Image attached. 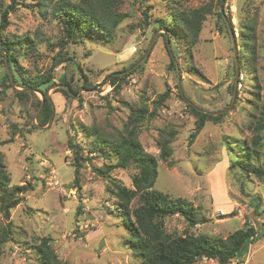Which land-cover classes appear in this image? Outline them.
I'll use <instances>...</instances> for the list:
<instances>
[{
    "label": "rangeland",
    "instance_id": "rangeland-1",
    "mask_svg": "<svg viewBox=\"0 0 264 264\" xmlns=\"http://www.w3.org/2000/svg\"><path fill=\"white\" fill-rule=\"evenodd\" d=\"M21 2L10 14L6 34L30 41L32 49H23L25 54L16 59L23 73L52 74L54 84L46 93L54 113L50 124V118L44 124L38 121L39 90H28L33 93L19 98L16 91L22 88L12 82L1 91L4 63L7 70L10 67L7 61L0 62V142L15 131L13 142L0 144V152L10 176L8 188L25 185L20 202L10 212L12 233L3 245L0 264H41L36 245L42 238H48L66 264L140 263L138 251L130 244L134 234L118 212L116 199L106 191L107 180L95 171L103 169L109 158L81 159L78 189L67 142L73 137L87 155L91 136L82 125L114 133L123 128L131 107L145 103L151 109L166 90L168 97L158 106L157 115L142 123L138 135L144 150L157 160L153 188L186 198L208 218L190 227L176 214L164 219L166 230L226 237L248 219L257 235L244 248V255L229 264H264V182L231 168L228 151L234 141L250 136V116L254 107L264 103V0H219V5L218 0H123L118 11L126 17L112 39L77 35L63 47L59 44L64 40L62 26L49 9H40L34 0ZM8 3L0 0V4ZM208 3L213 13L207 15L190 50L175 27L168 31L172 42L168 35L164 37L166 30L158 27L159 20L170 18L176 7ZM221 9L224 19L216 14ZM246 20L253 25L254 37L244 45ZM227 22L234 30L237 62L240 53L246 63L244 68L238 63L237 74ZM111 73L125 78L119 90L110 84ZM63 80L76 92L66 95L53 86ZM189 105L223 114L219 123L207 122L191 144L195 117ZM163 127L176 131L168 160L159 156L155 143ZM260 153L264 160V144ZM136 172L134 165L117 167L110 176L132 188ZM137 202L134 199L131 207ZM254 205L260 214L253 212ZM5 222L0 212V225ZM194 264L218 262L202 258Z\"/></svg>",
    "mask_w": 264,
    "mask_h": 264
},
{
    "label": "trees",
    "instance_id": "trees-1",
    "mask_svg": "<svg viewBox=\"0 0 264 264\" xmlns=\"http://www.w3.org/2000/svg\"><path fill=\"white\" fill-rule=\"evenodd\" d=\"M34 1L40 9L48 8L50 14L61 24L64 35V40L59 42L61 47L69 41H75L77 35L79 38L87 36L112 39L119 24L126 17L125 14L118 11L123 0ZM21 4V0H9L6 5L0 4V52L5 51L0 57V62L4 63L6 60L10 67V71L7 70L4 63L5 70L1 81V91L11 87L12 82L22 88L21 91H16L19 98L27 97L28 93H33V91L28 92V90H39L43 95L44 103L37 119L41 124H44L52 113V102L46 93L48 86L54 84L52 74L31 76L23 73L18 68L16 59L25 54L22 52L23 49H32L30 41L23 37L13 39L12 36L6 34V29L10 24V14L14 13ZM211 5L208 3L198 8L183 9L176 7L170 14V18L159 20L158 27L161 26L166 30L162 34L164 37L168 35V40L171 42L168 31L172 30L171 27H175L180 31V36L185 40L188 50H190L198 41L202 24L207 15L213 13ZM217 5H219V0ZM216 14L220 19H224L221 11ZM145 15H147L146 11ZM145 23L148 22L145 21ZM245 28L247 34L243 36V40L244 45H247L253 40L254 30L253 25L248 20L245 21ZM16 45H18V49ZM171 49L173 50V47ZM243 58L239 53L240 68H244L246 64ZM170 62L171 65H174L172 57ZM109 76L113 90H119L125 78L119 73H111ZM62 84L64 87L58 88V91L66 95L76 92L68 81L63 80ZM168 92L169 90H166L158 95V98L153 102L154 107L151 109L145 103L131 107L123 128L114 130V133L107 134L93 126L82 125L85 134L91 136L85 156L82 153V146L70 136L67 143L73 154L74 185L80 189L78 179L81 159L87 161L97 155L109 158V163L105 164L103 169H95V171L107 180L106 191L116 199L115 205L118 212L125 218L127 229L134 234L130 244L141 257L139 264H194L202 258L216 260L218 264H229L233 259L244 255V248L247 249L249 243L257 235V228L250 220L246 219L242 227L234 230L226 237L204 233L194 234L188 230L184 233L169 232L165 228L164 219L176 214L181 216L190 227L208 221L203 212L194 207L186 198L171 196L153 188L157 177V160L154 155L144 150L138 135L142 123L155 118L158 106L163 104L168 97ZM41 101L38 100L37 107H40ZM189 110L195 117V128L189 135V144L193 142L207 122L219 123L223 117V114L215 115L213 112L192 105H189ZM248 126L251 131L250 136L243 141L236 140L228 146L231 155L230 167L239 169L244 176L251 174L264 182V160L260 153L264 144V103L254 107ZM14 134L15 131L11 130V136L0 144L13 142ZM175 135L176 131L173 128L163 127L158 130L155 143L160 150L159 156L163 160H168L171 156V143ZM106 151L108 153H105ZM131 165L137 168V172L131 178L132 188L110 176V172L114 168H128ZM9 183L10 176L6 171L3 155L0 152V212L6 221L0 225V256L3 253V245L9 240L12 233L10 212L20 202L21 193L25 189L23 184L13 185L9 189ZM134 199L138 202L137 206L132 208L131 204ZM252 208L255 214L262 212L259 206L254 205ZM36 250L41 256V264H66L57 257L48 243V238H42L40 243L36 245Z\"/></svg>",
    "mask_w": 264,
    "mask_h": 264
},
{
    "label": "water",
    "instance_id": "water-1",
    "mask_svg": "<svg viewBox=\"0 0 264 264\" xmlns=\"http://www.w3.org/2000/svg\"><path fill=\"white\" fill-rule=\"evenodd\" d=\"M221 6H222V2H221ZM221 13L223 15V12H222V9H221ZM227 26H228V30H229V33L231 35V41H232V46H233V55H234V59H235V66H236V74L238 73V62H237V47H236V40H235V34H234V30L233 28L231 27V25L229 24V22H227ZM167 45H168V48L170 49V45H169V42L167 41ZM6 62V60H5ZM10 71V70H9ZM10 75H11V72H10ZM11 79H12V76H11ZM53 86H59V87H64L63 84H58V85H53ZM50 88V87H49ZM44 103V100H43V95H42V101H41V105H40V109L42 107ZM39 109V110H40ZM54 113V107H53V104H52V113H51V117ZM51 117L49 119V122L48 124H50L51 122ZM39 128H44L43 126L41 125H38Z\"/></svg>",
    "mask_w": 264,
    "mask_h": 264
}]
</instances>
